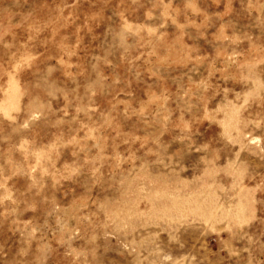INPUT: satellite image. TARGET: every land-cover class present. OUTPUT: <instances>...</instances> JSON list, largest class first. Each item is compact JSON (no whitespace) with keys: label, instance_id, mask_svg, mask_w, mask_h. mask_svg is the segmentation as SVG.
Masks as SVG:
<instances>
[{"label":"rangeland","instance_id":"rangeland-1","mask_svg":"<svg viewBox=\"0 0 264 264\" xmlns=\"http://www.w3.org/2000/svg\"><path fill=\"white\" fill-rule=\"evenodd\" d=\"M0 264H264V0H0Z\"/></svg>","mask_w":264,"mask_h":264}]
</instances>
